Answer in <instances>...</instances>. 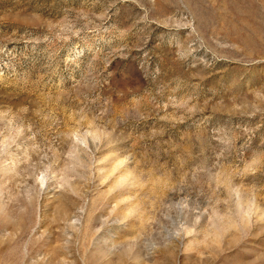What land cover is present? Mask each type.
Returning <instances> with one entry per match:
<instances>
[{
	"label": "rangeland",
	"instance_id": "1",
	"mask_svg": "<svg viewBox=\"0 0 264 264\" xmlns=\"http://www.w3.org/2000/svg\"><path fill=\"white\" fill-rule=\"evenodd\" d=\"M0 264H264V0H0Z\"/></svg>",
	"mask_w": 264,
	"mask_h": 264
}]
</instances>
